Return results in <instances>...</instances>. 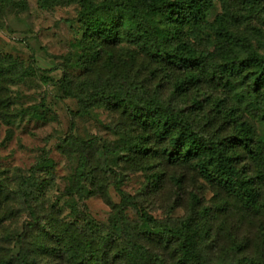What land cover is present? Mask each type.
<instances>
[{
  "label": "trees",
  "instance_id": "obj_1",
  "mask_svg": "<svg viewBox=\"0 0 264 264\" xmlns=\"http://www.w3.org/2000/svg\"><path fill=\"white\" fill-rule=\"evenodd\" d=\"M70 4L78 5L70 20L71 64L86 75L100 70L99 80H76L68 72L58 80L63 94L78 99L72 117L99 106L118 109L132 130L115 126L117 140L105 145L107 152H121L130 166L146 171L148 194L171 186V211L180 205L184 213L130 220L127 209L137 207L144 193L119 190L115 203L98 185L112 210L105 226L64 222L55 213L43 217L35 203L46 181L19 173L1 187L25 205L31 239L21 237L20 252L0 255V264H264V43L241 35L226 10L211 20L214 0H38L42 9ZM26 5L0 0V13ZM126 45L173 80L172 97L129 78L134 55ZM31 75L21 59L0 50V106L4 91ZM22 111L43 117L46 109L35 104ZM69 140L75 147L83 142ZM51 166L47 159L38 168ZM81 167H75L67 194L80 188ZM185 170L211 187L210 201L185 188ZM236 216L259 218L258 239L229 238L226 227ZM221 236L230 241L228 253L212 257L209 250Z\"/></svg>",
  "mask_w": 264,
  "mask_h": 264
},
{
  "label": "rangeland",
  "instance_id": "obj_2",
  "mask_svg": "<svg viewBox=\"0 0 264 264\" xmlns=\"http://www.w3.org/2000/svg\"><path fill=\"white\" fill-rule=\"evenodd\" d=\"M26 4L25 8L7 6L0 13V50L18 57L32 69L28 80L4 91L6 100L0 106L4 113L0 115V255L16 256L21 250V237L31 239L26 231L30 215L25 205L1 187L3 183H12L19 173H34L38 181H46L41 193L37 191L39 204L35 203L36 212L43 217L46 213H55L64 222L79 219L93 226H105L112 210L107 198L98 191V185L105 188L115 203L121 200L119 190L129 196L144 193L137 207L127 209L130 220L140 214L155 218L183 215L184 208L180 205L171 211V186L166 187V191L148 194L146 171L130 166L121 152H107L105 145L117 140L113 132L115 126L119 124L117 129L132 130V125L124 121L118 109L99 106L92 114L72 117L79 109L78 99L63 94L58 80L64 72L76 80L87 76L92 80L100 79L99 69L86 75L75 68L69 58L70 43L75 37L70 20L77 15L78 5L42 9L38 0H26ZM224 10L235 17L233 26L241 35L245 33L255 45L263 46L264 0H255L252 6L246 0H214L211 20ZM194 42L208 45L198 39ZM131 46H124L126 52L134 55L133 60L128 59L129 78L145 83L153 93L170 95L173 80L156 72L154 63ZM35 104L45 106V116L23 114L22 108ZM71 137L83 142L75 147L69 140ZM81 148L85 150V157ZM47 159L52 160V166L38 168ZM78 164L79 168L82 165V183L78 190L67 194ZM180 174L186 179V189L196 188L206 201L213 198V190L202 179L193 180L186 170ZM259 223V218L246 221L236 216L226 227L229 238L237 242L258 239ZM229 244V239L221 236L211 246V256L227 255Z\"/></svg>",
  "mask_w": 264,
  "mask_h": 264
}]
</instances>
